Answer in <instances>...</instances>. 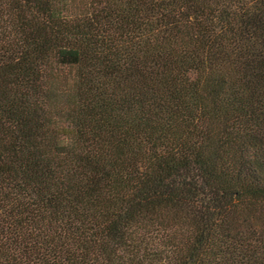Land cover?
I'll use <instances>...</instances> for the list:
<instances>
[{"label":"trees","instance_id":"1","mask_svg":"<svg viewBox=\"0 0 264 264\" xmlns=\"http://www.w3.org/2000/svg\"><path fill=\"white\" fill-rule=\"evenodd\" d=\"M0 264H264V0H0Z\"/></svg>","mask_w":264,"mask_h":264}]
</instances>
